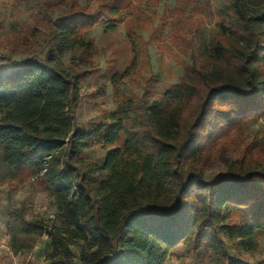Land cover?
<instances>
[{
  "label": "trees",
  "instance_id": "16d2710c",
  "mask_svg": "<svg viewBox=\"0 0 264 264\" xmlns=\"http://www.w3.org/2000/svg\"><path fill=\"white\" fill-rule=\"evenodd\" d=\"M22 1H32L33 29L14 35L23 50L11 55L41 45L44 54L0 69V160L53 200L60 222L47 226L9 209L11 252L25 255L46 236V264H166L179 245L196 264H251L231 257L227 244L251 253L264 234V173L205 181L203 170L217 140L264 115V8L251 17L247 0H194L225 24L217 63L227 76L184 77L142 100L123 97L127 75H115V108L86 134L75 120L78 68L94 67L84 36L119 10L114 0H97L94 11L69 0ZM77 49L76 68L64 67L63 57ZM94 145L105 151L101 164L85 155ZM229 208L249 210L248 224Z\"/></svg>",
  "mask_w": 264,
  "mask_h": 264
},
{
  "label": "rangeland",
  "instance_id": "374dc122",
  "mask_svg": "<svg viewBox=\"0 0 264 264\" xmlns=\"http://www.w3.org/2000/svg\"><path fill=\"white\" fill-rule=\"evenodd\" d=\"M69 2L93 11L98 7L97 0ZM112 3L120 16L113 22L96 24L84 36L88 44L86 57L94 67L78 68L80 101L75 120L81 132H96L101 114L114 110L111 80L115 75H127L120 86L123 97L142 100L157 98L184 77L207 80L227 76L217 60L220 59L219 42L228 34L223 20L211 6L194 0H114ZM246 5L247 13L255 17L264 8V0H247ZM31 8L32 1L0 0V69L12 66V62L27 61L32 56L43 57L42 45L31 46L32 54L11 55L15 50H23L18 47L14 35L32 32ZM111 24L114 26L109 29ZM81 54V49L69 52L61 62L64 67L74 69ZM102 91L104 95L100 97ZM216 142V154L203 170L205 181H215L221 176L264 173V115L241 121L227 137ZM85 155L101 164L105 151L94 145ZM1 161L0 264H46L45 254L50 251L46 236L25 255L11 252L6 233V223L11 220L8 210L22 208L28 219L43 220L47 226L57 227L60 221L56 206L32 179ZM228 211L233 220L248 224L249 210L229 208ZM257 243L251 253L233 249L228 244L227 251L236 259L264 264V234ZM188 250L189 247L179 245L173 251L179 256H170L166 264H196ZM206 264L220 263L208 261Z\"/></svg>",
  "mask_w": 264,
  "mask_h": 264
},
{
  "label": "crops",
  "instance_id": "0c3cea01",
  "mask_svg": "<svg viewBox=\"0 0 264 264\" xmlns=\"http://www.w3.org/2000/svg\"><path fill=\"white\" fill-rule=\"evenodd\" d=\"M174 253V252H173ZM179 262V261H178ZM178 262H176V263H178Z\"/></svg>",
  "mask_w": 264,
  "mask_h": 264
}]
</instances>
